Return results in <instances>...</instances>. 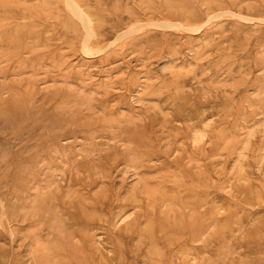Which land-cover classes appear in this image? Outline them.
<instances>
[{"label":"rangeland","instance_id":"rangeland-1","mask_svg":"<svg viewBox=\"0 0 264 264\" xmlns=\"http://www.w3.org/2000/svg\"><path fill=\"white\" fill-rule=\"evenodd\" d=\"M0 264H264V0H0Z\"/></svg>","mask_w":264,"mask_h":264},{"label":"bare ground","instance_id":"bare-ground-1","mask_svg":"<svg viewBox=\"0 0 264 264\" xmlns=\"http://www.w3.org/2000/svg\"><path fill=\"white\" fill-rule=\"evenodd\" d=\"M73 5V4H72ZM72 5H69V9L74 13V14H77L78 15V13H77V10L75 9V7L74 6H72ZM80 15V14H79ZM80 19H81V17H80ZM84 20V19H83ZM86 24V23H85Z\"/></svg>","mask_w":264,"mask_h":264}]
</instances>
